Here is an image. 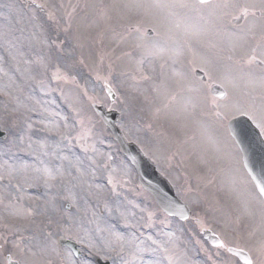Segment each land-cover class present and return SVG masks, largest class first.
Masks as SVG:
<instances>
[{
  "label": "rangeland",
  "instance_id": "374dc122",
  "mask_svg": "<svg viewBox=\"0 0 264 264\" xmlns=\"http://www.w3.org/2000/svg\"><path fill=\"white\" fill-rule=\"evenodd\" d=\"M133 2L141 6L131 10L113 7ZM40 4L45 7L39 8ZM154 4L149 0H0V128L13 129V135L5 131L6 139L0 141V163H4L0 177L10 174L9 179H0V236L9 235L10 240L0 249V264H7L6 256L18 262L19 256L12 254L13 238L37 253L28 257L31 264H96L97 258L109 264H225L231 257L229 247L253 246L264 239L262 206L252 198L258 193L225 130L222 136L217 132L219 127L226 129L227 119L237 114L233 105L251 106L259 122L264 90L254 85L241 87L235 103L236 97L230 93L219 104L218 110L228 113L220 126L210 111L213 126H204L194 117L195 112L186 116L195 120L193 124L169 127L180 118L171 114L175 108L174 114L179 113L177 102L170 101L164 108L167 120L162 106L158 111L150 97L160 91L164 100L168 88L159 78H173L170 70H159L154 82L149 71L154 66H168L166 51L162 48L158 55H149L141 66L148 79L140 78L125 55L141 60V54L134 55L133 49L142 53L144 48L148 54L152 44L163 42L167 49L178 51L187 78L184 84L189 82L187 28L176 33L171 27L174 18L169 19L164 33L148 40L147 45L144 38L130 31V24L139 25L140 21L153 19L151 23L159 24ZM50 14L56 19L50 20ZM68 15L70 27L65 19ZM189 15L187 9L176 13L186 22ZM139 43L142 46L135 47ZM53 73L59 78L53 79ZM148 95L152 106L147 104ZM93 103L119 112L118 125L142 150L158 146V139L167 145L165 154L158 147L145 154L170 178L189 206L188 221L181 223L163 215L141 189L133 167L93 112ZM154 107L161 114H153ZM187 128L193 130L181 136L179 131ZM196 130L200 143L207 147L198 143L191 147L186 141H197ZM181 144L192 150V154L179 152L182 157H192L182 166L187 172L190 164L204 167L201 175L179 176L176 167L169 166L177 155L170 147ZM211 148L217 152L216 158ZM17 183L21 191L13 187ZM244 201L249 214L242 215L239 224L226 225L227 219L234 220L242 213ZM29 211L33 215L29 216ZM203 229L217 235L225 247H210L202 237ZM62 238L76 242L78 257L57 243ZM245 251L248 253L247 247Z\"/></svg>",
  "mask_w": 264,
  "mask_h": 264
},
{
  "label": "snow or ice",
  "instance_id": "6c2138e0",
  "mask_svg": "<svg viewBox=\"0 0 264 264\" xmlns=\"http://www.w3.org/2000/svg\"><path fill=\"white\" fill-rule=\"evenodd\" d=\"M136 3H125V4H114L113 7L117 9H127L131 10L135 7H140ZM154 7H162L159 3L153 5ZM39 8L43 9L44 4L38 5ZM166 7L170 9H187L201 14L206 12L207 17L201 15V19L208 21H219L217 27L222 32L227 34V43L224 48L221 49V54L217 60V66H213L211 62L204 60L202 61L203 67L200 71L204 74V80L198 83H188L184 84L185 77L183 73L173 70L172 76L177 78L182 87L180 92H187V96H180L179 99L177 95H172L169 97L171 101L177 102L178 111L184 116L193 115L198 109L204 112L205 109L208 111H213V106L215 107L214 115L219 118H224L228 116V113L221 112L218 109L220 105L217 103L216 97L214 95V85L218 84L220 88H224L225 92L223 95H227V90L229 86L232 89L238 88L241 81L250 83L255 86H259L264 90V0H233V2L224 3L222 5L214 4L213 0H194V2L189 3L188 0H174V3L167 5ZM218 8H228L231 9L230 12H226L223 15L229 17L227 23L225 24L221 17L216 15V10ZM50 20H55V16L50 14L48 16ZM215 18V20H213ZM69 21V27L71 26L70 20L71 16L65 17ZM68 29L65 28L66 32ZM119 35V34H117ZM121 39L123 37L121 36ZM65 43L64 41L61 42ZM60 45H57L59 48ZM135 47H140L136 45ZM161 49L153 47L148 49V55H145L141 60H134L131 54L125 53L129 57V60L135 65V70L139 72L141 79H148L144 76L142 65L145 60L148 59L149 55H158ZM239 53V55H238ZM82 63V61H81ZM259 69L257 74L254 69ZM215 76V78H214ZM58 75L53 73V79H58ZM97 79H100L98 76ZM107 81L108 78L105 77ZM205 81H210L205 83ZM206 89V90H205ZM165 107H168L165 104ZM159 111V110H158ZM233 111L241 116H247L249 120L256 123V127L261 129V135H264V110L260 116L259 122L256 120L255 109L251 106L245 108L242 106L233 105ZM31 129V125H28ZM7 131L9 135H13V129L2 128L0 129V135ZM231 135V134H230ZM243 135V130L237 133V136ZM21 142L23 141V136H20ZM211 142V141H209ZM49 176L51 172L45 170ZM58 172L59 169H56ZM10 174L7 177H0V179H9ZM54 179L55 177L52 176ZM75 178V177H73ZM256 178L253 177V180ZM109 179V183H111ZM44 184H48V180H44ZM33 185H29L32 187ZM17 191H21L19 183L13 185ZM256 189H258V194L253 195V199H258L262 206V213H264V181H258L255 184ZM22 198V197H21ZM247 201L243 202V210L240 215H237L235 219H227L226 225H231L233 223L239 224L242 215L249 214V209L247 207ZM7 207V206H6ZM29 216L33 215V212L29 211L27 213ZM262 221H264V216H262ZM249 233V237H251ZM9 235L0 236V249L4 248L8 243ZM13 255H18V264H31L28 257L35 255L31 248L21 247V240L13 238L11 240ZM218 248L223 249L225 245L223 243H218ZM248 248V255L245 254V248ZM227 251L231 253V257L225 261V264H240V259H243V264H264V239H261L258 243L253 246L247 244H237L235 250L228 248ZM217 255H220L217 252ZM211 259V257H210Z\"/></svg>",
  "mask_w": 264,
  "mask_h": 264
},
{
  "label": "water",
  "instance_id": "95a60500",
  "mask_svg": "<svg viewBox=\"0 0 264 264\" xmlns=\"http://www.w3.org/2000/svg\"><path fill=\"white\" fill-rule=\"evenodd\" d=\"M214 91L216 94L218 93L217 89ZM94 109L103 118L121 150L134 165L138 174V180L143 188L154 196L155 201L165 213L182 220L187 218L188 210L175 197L173 189L167 180L156 171V168L134 144L126 142L119 129L115 126L116 117L112 114L105 113L102 107H94ZM228 128L242 152V160L246 171L252 180L253 177L256 178L253 182L256 184L258 181H264V140L258 129L244 116H239L229 121ZM241 130H243V135L237 136V133ZM1 137H4V133L0 135ZM203 235L213 246H217L220 243L219 239L212 235L210 231H204ZM64 244L71 245L70 242H65ZM240 260L243 262L242 258ZM99 263L107 264L101 263L100 261Z\"/></svg>",
  "mask_w": 264,
  "mask_h": 264
},
{
  "label": "flooded vegetation",
  "instance_id": "af4514ba",
  "mask_svg": "<svg viewBox=\"0 0 264 264\" xmlns=\"http://www.w3.org/2000/svg\"><path fill=\"white\" fill-rule=\"evenodd\" d=\"M189 3L194 0H188ZM233 2V0H213L214 4L222 5L224 3ZM228 8H218L216 15L221 17L222 21L226 24L229 17L223 15L226 12H230ZM189 20L183 21L180 17H176L174 22V28L176 33H180L186 24L189 28V82L198 83L204 80V74L200 71L203 67L202 61L207 60L212 63L213 66H217L218 57L221 54V49L226 46L227 34L218 29L217 24L219 21H208L201 19V15L207 17V13L197 14L195 11L189 10ZM215 20V18H213ZM239 55V53H238ZM258 70L259 69H255ZM200 71L201 74H197ZM215 78V76H214ZM177 82H180L178 79ZM185 81L187 78L185 77ZM184 81V82H185ZM210 81H205L208 83ZM181 83V82H180ZM187 83V84H188ZM244 81H241L239 85H243ZM206 90V89H205Z\"/></svg>",
  "mask_w": 264,
  "mask_h": 264
}]
</instances>
